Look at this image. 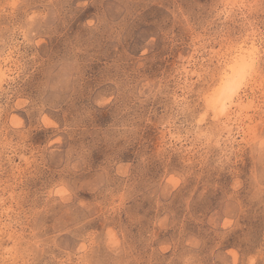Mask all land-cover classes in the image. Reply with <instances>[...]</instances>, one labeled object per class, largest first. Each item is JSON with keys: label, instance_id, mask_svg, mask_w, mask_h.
I'll use <instances>...</instances> for the list:
<instances>
[{"label": "rangeland", "instance_id": "1", "mask_svg": "<svg viewBox=\"0 0 264 264\" xmlns=\"http://www.w3.org/2000/svg\"><path fill=\"white\" fill-rule=\"evenodd\" d=\"M0 264H264V0H0Z\"/></svg>", "mask_w": 264, "mask_h": 264}, {"label": "bare ground", "instance_id": "2", "mask_svg": "<svg viewBox=\"0 0 264 264\" xmlns=\"http://www.w3.org/2000/svg\"><path fill=\"white\" fill-rule=\"evenodd\" d=\"M247 53H248V50H247ZM241 54H242V52H241ZM243 54H245V53L243 52ZM235 59L236 60L234 61V63L230 66V70H228L225 73V75L223 76V80H222V85L220 87V91L216 95L212 96L211 106L216 112L219 111V114L224 113L226 111V109L229 108L228 107L229 104L233 103V99L234 98L232 97V95L230 93L235 89V87L239 83V79L243 78L244 77L243 75H245V72H246L243 69L245 68L244 66L246 65L247 60L245 62H243V61L241 62V60H239L237 58H235ZM236 92H235V94H236ZM237 95H238V93H237Z\"/></svg>", "mask_w": 264, "mask_h": 264}]
</instances>
